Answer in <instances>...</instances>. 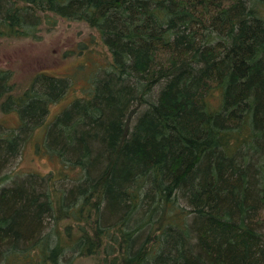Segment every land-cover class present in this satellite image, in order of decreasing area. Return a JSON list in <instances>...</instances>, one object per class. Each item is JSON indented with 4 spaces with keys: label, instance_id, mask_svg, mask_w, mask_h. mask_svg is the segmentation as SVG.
<instances>
[{
    "label": "trees",
    "instance_id": "16d2710c",
    "mask_svg": "<svg viewBox=\"0 0 264 264\" xmlns=\"http://www.w3.org/2000/svg\"><path fill=\"white\" fill-rule=\"evenodd\" d=\"M60 21L76 74L0 69V264H264V0H0V40Z\"/></svg>",
    "mask_w": 264,
    "mask_h": 264
},
{
    "label": "rangeland",
    "instance_id": "374dc122",
    "mask_svg": "<svg viewBox=\"0 0 264 264\" xmlns=\"http://www.w3.org/2000/svg\"><path fill=\"white\" fill-rule=\"evenodd\" d=\"M88 30L83 24L60 21L51 29L45 26L38 40H0V69L11 70L19 88L24 86L31 76L41 72L57 76L76 74L84 60L79 58L78 62V58L69 56L68 51L74 49L76 41L85 37L89 33ZM99 58L95 56L91 59L94 61L100 60ZM85 62L89 67L91 62L89 60ZM83 80V75L78 74L75 88L81 89L85 83ZM60 110L61 105L53 109L54 113ZM15 121L13 114L0 113V123L13 124ZM53 168L51 161L41 151L37 152L34 146L28 145L24 155L14 161L8 172L13 169L22 173L47 174ZM80 264H86V261Z\"/></svg>",
    "mask_w": 264,
    "mask_h": 264
}]
</instances>
